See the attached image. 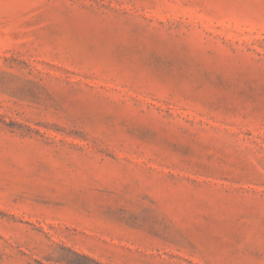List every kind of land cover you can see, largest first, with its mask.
I'll use <instances>...</instances> for the list:
<instances>
[{
	"label": "rangeland",
	"instance_id": "obj_1",
	"mask_svg": "<svg viewBox=\"0 0 264 264\" xmlns=\"http://www.w3.org/2000/svg\"><path fill=\"white\" fill-rule=\"evenodd\" d=\"M143 223L162 264H264V0H0V264Z\"/></svg>",
	"mask_w": 264,
	"mask_h": 264
},
{
	"label": "crops",
	"instance_id": "obj_2",
	"mask_svg": "<svg viewBox=\"0 0 264 264\" xmlns=\"http://www.w3.org/2000/svg\"><path fill=\"white\" fill-rule=\"evenodd\" d=\"M140 215V214H135ZM147 212H143V216H147ZM121 231H125L128 234L126 238H120L116 236H104L103 244L111 243L112 249L118 250V254H108L106 249L101 251L94 250V255L109 263V264H162L159 256L160 251L153 248L150 244V238L153 236L154 228L151 225L143 223L141 227H122ZM136 233H139L141 237H145V240L139 242L136 240ZM153 236V237H152Z\"/></svg>",
	"mask_w": 264,
	"mask_h": 264
}]
</instances>
